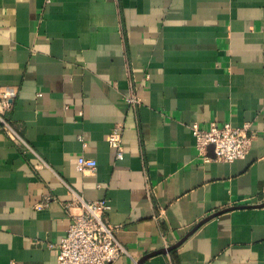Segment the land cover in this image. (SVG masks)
<instances>
[{
    "label": "crops",
    "instance_id": "1",
    "mask_svg": "<svg viewBox=\"0 0 264 264\" xmlns=\"http://www.w3.org/2000/svg\"><path fill=\"white\" fill-rule=\"evenodd\" d=\"M0 90V264H58L77 197L109 203L114 264H264V0H0ZM213 122L251 126L245 159L204 160Z\"/></svg>",
    "mask_w": 264,
    "mask_h": 264
},
{
    "label": "built area",
    "instance_id": "2",
    "mask_svg": "<svg viewBox=\"0 0 264 264\" xmlns=\"http://www.w3.org/2000/svg\"><path fill=\"white\" fill-rule=\"evenodd\" d=\"M133 86L126 102L131 108L136 109L141 100L137 85ZM14 96L15 92L12 90H0V117L11 108ZM4 124L10 134L18 137V144L32 150L19 132L17 135L6 122ZM191 131L196 139L199 154L207 162L211 160L208 156L210 146H214L217 161L232 163L245 159L250 153L255 138L250 125L236 128L230 123L220 125L213 122L209 127L193 124ZM122 135L123 125L120 124L114 128L108 138L111 147L118 151L119 159L123 157ZM81 141L84 147H87L86 142L83 139ZM97 166L94 159L87 158L85 155L78 157L79 172L94 173ZM49 201V198H45L36 205V209L46 208ZM110 209L107 201L90 202L81 197L66 204L70 225L61 242L50 245L57 251L58 264H114L122 254L126 253V249L116 237V231L120 226H114L107 220L106 216Z\"/></svg>",
    "mask_w": 264,
    "mask_h": 264
},
{
    "label": "water",
    "instance_id": "3",
    "mask_svg": "<svg viewBox=\"0 0 264 264\" xmlns=\"http://www.w3.org/2000/svg\"><path fill=\"white\" fill-rule=\"evenodd\" d=\"M209 148H212L214 150V146H210Z\"/></svg>",
    "mask_w": 264,
    "mask_h": 264
}]
</instances>
